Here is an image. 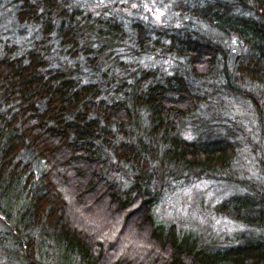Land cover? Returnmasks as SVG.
<instances>
[{"label": "trees", "instance_id": "trees-1", "mask_svg": "<svg viewBox=\"0 0 264 264\" xmlns=\"http://www.w3.org/2000/svg\"><path fill=\"white\" fill-rule=\"evenodd\" d=\"M233 99L264 148V0H0V249L18 264H264V153L261 181L239 180L237 133L202 116ZM205 180L235 191L202 216L235 237L156 216Z\"/></svg>", "mask_w": 264, "mask_h": 264}, {"label": "rangeland", "instance_id": "rangeland-1", "mask_svg": "<svg viewBox=\"0 0 264 264\" xmlns=\"http://www.w3.org/2000/svg\"><path fill=\"white\" fill-rule=\"evenodd\" d=\"M144 6L146 9L144 14L146 20L150 19L147 14H151L153 22L158 25L169 20L166 7L164 8L161 5V7L158 6L159 8L151 7L150 10H148V6ZM161 63L165 65V69H168V58L163 59V62H159V64ZM207 84L211 86L209 82ZM253 94L257 96L258 93L254 92ZM211 112L210 115L203 113V118H216L219 120L222 125L226 126L225 129L223 128V131L228 130L229 127L230 130L237 133L236 140L244 146L237 150V159L234 164V166L238 168L237 171L239 175H241L239 180L254 181L255 183L260 182L262 179L261 172L257 167L256 155L253 153V149L255 148L254 146L260 148L261 145L253 144L258 143V139L256 138L258 133L256 130L257 121L254 110H251V107L248 106V101L239 102L233 99L228 101L224 108L214 105ZM261 149L264 153V148H260V150ZM234 192L226 188L223 183L219 184L208 180L199 181L191 189L177 191V193L164 199L156 208V216L161 221H175L184 227H191L194 224L199 225V223L204 225L209 224L212 226V230L215 234L227 233L229 236L235 237L238 232L243 230L240 225L222 216H218V218L213 215L207 218V221L202 218V216H204V208L214 207L224 202L231 195L235 194ZM1 230L2 228L0 227V232ZM6 247H8L6 248L8 250H5V248L0 249V264H15L14 258L18 264L17 255L13 254V245L10 243L6 245ZM9 249H12L11 252Z\"/></svg>", "mask_w": 264, "mask_h": 264}]
</instances>
